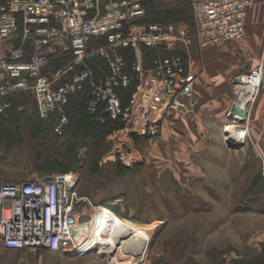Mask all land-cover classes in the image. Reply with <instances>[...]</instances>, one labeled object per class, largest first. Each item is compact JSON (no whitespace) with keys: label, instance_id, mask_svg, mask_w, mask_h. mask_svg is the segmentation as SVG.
Wrapping results in <instances>:
<instances>
[{"label":"built area","instance_id":"1","mask_svg":"<svg viewBox=\"0 0 264 264\" xmlns=\"http://www.w3.org/2000/svg\"><path fill=\"white\" fill-rule=\"evenodd\" d=\"M150 0H5L0 4V123L9 118L12 97L33 98L41 119L55 116L53 132L61 135L68 123L70 99L90 85L85 109L92 122L120 120L127 132L133 125L141 98L156 79L167 110L181 113L184 99L192 96L195 77L181 54L169 53L188 34H174L171 26L147 24L146 3ZM264 1L195 0L196 37L200 49L245 39L248 10ZM141 47L165 49L168 54L147 65ZM130 51L128 63L125 53ZM58 65V68H54ZM264 65L237 74L232 79L233 101L246 98L244 122L231 123L248 132L247 118L257 100ZM132 87L125 103L121 91ZM4 118V120H3ZM155 137L159 122L147 118L141 131L132 129L114 145L122 161L128 157L122 143L129 134ZM117 137V134H113ZM264 179V161L262 163ZM77 173H55L26 181L0 183V252L71 251L80 245L73 236L76 206L90 200L77 189ZM26 264L25 262H22Z\"/></svg>","mask_w":264,"mask_h":264},{"label":"rangeland","instance_id":"2","mask_svg":"<svg viewBox=\"0 0 264 264\" xmlns=\"http://www.w3.org/2000/svg\"><path fill=\"white\" fill-rule=\"evenodd\" d=\"M190 19L176 24L170 21L169 26L175 29L184 22L194 28L195 23L187 22ZM58 67L54 65L53 69ZM89 90L87 84L88 96ZM25 99L23 107L12 103L9 118L5 120L9 122L0 123V183L73 172L84 184L81 169L93 146L78 142L72 150H67L65 138L50 134L47 129L50 120L40 118L33 98L28 95ZM20 107L22 115L16 113ZM230 126L233 123L228 125L227 134ZM116 134L117 137L107 136L113 150L105 161L112 159L114 145L124 140L119 132ZM158 136L143 137L138 142V151L134 149L135 157L128 163L140 162L142 168L101 189L93 198L92 194L85 196L78 191L90 203L81 202L75 209L76 218H81L94 212L92 205L102 204L122 221L137 223L147 231L151 236L148 245L116 242L97 253L100 246L97 237L84 255H74L71 251L6 250L0 252V264H246L254 261L264 248V192H257L256 197L249 195L252 186L264 182L263 162L251 147V151L228 149L231 154H218L215 162L208 155L196 161L195 155L188 152L166 162L159 154L149 157L145 152L147 147L149 153H159ZM63 150L67 151L63 154ZM198 170L204 173L202 177L195 175Z\"/></svg>","mask_w":264,"mask_h":264},{"label":"crops","instance_id":"3","mask_svg":"<svg viewBox=\"0 0 264 264\" xmlns=\"http://www.w3.org/2000/svg\"><path fill=\"white\" fill-rule=\"evenodd\" d=\"M159 1L168 4L174 0ZM192 16L194 19L193 9ZM194 30L195 27L189 28L184 22L177 24L175 29L172 27L171 32L174 34L189 35L184 42L169 50L172 54H184L187 68L195 77L192 96L183 100L187 111H168L164 96L159 94L161 83L152 79L141 98L133 125L129 126L127 132L120 133L125 139L132 129L141 131L147 118L157 120L159 153L154 152L153 147L151 150L154 154L149 153L150 149L147 147L145 152L149 157L159 154L166 162L176 160L186 152L194 154L196 161L208 155V159L213 162L218 154H231L225 145V138L227 140L228 125L231 123L227 114L233 101L232 79L261 62L264 65V4L248 10L243 41H231L222 46L200 49ZM181 47L184 48L183 51ZM262 82L260 94L247 118L248 132L244 139L246 146L242 148L250 150L251 147L260 162L264 161V77ZM154 113L159 116H153ZM143 135L146 136L145 131ZM195 175L202 177L204 173L198 170Z\"/></svg>","mask_w":264,"mask_h":264},{"label":"trees","instance_id":"4","mask_svg":"<svg viewBox=\"0 0 264 264\" xmlns=\"http://www.w3.org/2000/svg\"><path fill=\"white\" fill-rule=\"evenodd\" d=\"M3 2H1L0 4H2ZM145 7L146 16L143 20L144 23L163 24V26H167L170 24V21H173L175 22L174 24H176L178 23V21L186 22L185 20H188V18L190 17L191 21L187 22L194 24V19L192 16V0H174L168 4L160 2L159 0H150L146 3ZM141 51L143 59L145 60V65H147L151 59L157 56L168 54L165 49L161 48L150 50L146 49L145 47H141ZM179 54L184 56L182 52ZM125 57L127 62L131 63L132 54L130 51H127L125 53ZM131 90L132 87L121 91V99L123 103L127 101ZM26 97V94H19L15 97H12L11 102L15 106L19 105L23 107V101L26 102ZM87 99L88 95L87 93H85V91L70 99L68 105L65 108L68 117V123L61 135L53 132V123L55 116H50L49 118H47L48 120H50V124L47 129L50 131V134L52 136L56 138H65L64 146L69 145V147L67 148V150L69 151L72 150L73 145L77 144L78 142H80V144L93 146V152L89 151V159L85 162V166L82 167L83 169H81L82 173L85 176V183L83 184V179L81 178V182L78 181L77 184V189L81 195L87 196V194H92L90 197L93 198V196L95 194H98L101 189H105L109 185L119 183L126 175L133 173L138 168H142V164L140 162H133L131 165L128 162H130V159L132 157H135L134 149L138 151V142L139 140L143 139L144 136H140L136 132H132L128 136V139L130 141L128 143L121 144L126 151L128 157L127 161L120 160L119 154H115L114 152L112 159L110 158V161H105V157L108 156L113 150L111 149V141L109 142V140H107V136L123 131L126 126L120 120L108 119L103 124L92 122L91 116H89L85 109V103ZM16 111V113L22 115L23 108H17ZM77 118H81L83 122L80 119L77 120ZM8 122L9 120L5 121L4 124ZM144 138L151 137L145 136ZM106 145H108V148ZM67 150H63L61 152L64 154ZM252 189L253 190L251 191L249 190L251 192L249 196L256 197L257 192L263 193L264 182L259 186L255 184L254 186H252ZM246 264H264V248L261 251V254L258 255L254 261L247 262Z\"/></svg>","mask_w":264,"mask_h":264},{"label":"bare ground","instance_id":"5","mask_svg":"<svg viewBox=\"0 0 264 264\" xmlns=\"http://www.w3.org/2000/svg\"><path fill=\"white\" fill-rule=\"evenodd\" d=\"M246 98L241 97L232 106L231 117L235 122L244 119ZM230 126V132L227 134V141L232 143H243L247 131L243 127ZM224 134H226L224 127ZM226 140V138H225ZM94 212L84 214L78 218V222L73 229V236L76 237L80 245L79 252H85L94 241L99 238L100 246L97 248V253L104 252L116 242L128 244L134 242L149 244L151 236L138 225L130 222L122 221L116 214L103 206L92 205ZM98 237V238H97ZM86 238L88 240H86ZM86 248V249H85ZM85 249V250H84ZM84 250V251H83ZM99 251V252H98ZM86 253V252H85ZM88 253V252H87Z\"/></svg>","mask_w":264,"mask_h":264},{"label":"water","instance_id":"6","mask_svg":"<svg viewBox=\"0 0 264 264\" xmlns=\"http://www.w3.org/2000/svg\"><path fill=\"white\" fill-rule=\"evenodd\" d=\"M180 110H182V112H186V110H185V108L183 106L180 107ZM228 119L230 121L233 120L231 116ZM242 122H244V119L240 120L238 123H242ZM225 145H226V147L228 149H241V148L244 147L245 142H243V143H232V142H229V141L225 140Z\"/></svg>","mask_w":264,"mask_h":264}]
</instances>
